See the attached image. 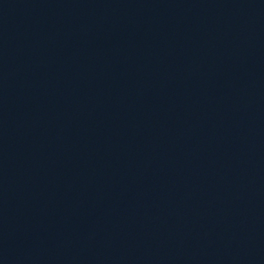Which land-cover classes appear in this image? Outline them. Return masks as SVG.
<instances>
[{
	"label": "water",
	"instance_id": "obj_1",
	"mask_svg": "<svg viewBox=\"0 0 264 264\" xmlns=\"http://www.w3.org/2000/svg\"><path fill=\"white\" fill-rule=\"evenodd\" d=\"M0 264H264V0H0Z\"/></svg>",
	"mask_w": 264,
	"mask_h": 264
}]
</instances>
